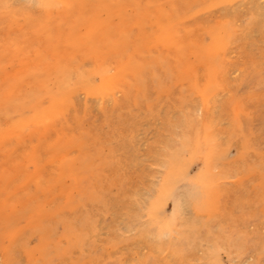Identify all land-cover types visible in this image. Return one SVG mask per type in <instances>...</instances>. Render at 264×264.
Here are the masks:
<instances>
[{
	"label": "rangeland",
	"instance_id": "374dc122",
	"mask_svg": "<svg viewBox=\"0 0 264 264\" xmlns=\"http://www.w3.org/2000/svg\"><path fill=\"white\" fill-rule=\"evenodd\" d=\"M0 264H264V0H0Z\"/></svg>",
	"mask_w": 264,
	"mask_h": 264
},
{
	"label": "bare ground",
	"instance_id": "6f19581e",
	"mask_svg": "<svg viewBox=\"0 0 264 264\" xmlns=\"http://www.w3.org/2000/svg\"><path fill=\"white\" fill-rule=\"evenodd\" d=\"M47 1V0H46ZM48 3V2H47Z\"/></svg>",
	"mask_w": 264,
	"mask_h": 264
}]
</instances>
